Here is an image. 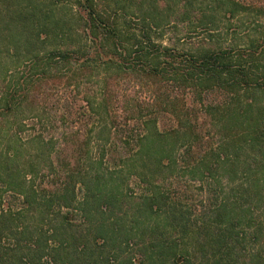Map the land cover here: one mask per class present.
<instances>
[{"label":"trees","instance_id":"obj_1","mask_svg":"<svg viewBox=\"0 0 264 264\" xmlns=\"http://www.w3.org/2000/svg\"><path fill=\"white\" fill-rule=\"evenodd\" d=\"M252 14L264 0H0V264H264ZM170 25L214 45L165 44ZM195 184L207 207L180 203Z\"/></svg>","mask_w":264,"mask_h":264},{"label":"rangeland","instance_id":"obj_2","mask_svg":"<svg viewBox=\"0 0 264 264\" xmlns=\"http://www.w3.org/2000/svg\"><path fill=\"white\" fill-rule=\"evenodd\" d=\"M28 1V0H25ZM65 10V9H63ZM66 12L61 11L58 16H64L66 17V20H68V26L72 25L73 27H80L81 25V21L79 20V17H77V15L73 12V14H65ZM233 23V22H232ZM239 24L241 25L242 29H244L246 31L247 26L251 25L252 27H258L263 26L264 25V21H258L257 17H255L254 14L249 15L248 17L243 18ZM225 25L222 23V26ZM67 26V27H68ZM253 31V29H251V32ZM247 32V31H246ZM202 32H192V33H185L183 32V30H181L180 26L178 25L177 27H174L173 25H170V28L166 29L165 31V35L163 38V42L165 44H170L173 47L179 49V50H188L191 52H197L200 49H204L205 47H213V43H209L207 41L202 40ZM205 36V34H204ZM169 39V40H168ZM221 41H224L221 40ZM21 66V65H20ZM19 70H22V67L19 68ZM18 70V71H19ZM83 85V83H82ZM97 85H95V78L92 80H88L87 83L84 85V87H88V90L90 91H94ZM123 86V85H122ZM121 86V87H122ZM70 90H72V88H70ZM120 91H123L122 89ZM69 91L66 92V94H68ZM72 93V91H70ZM92 93V92H91ZM120 94H123L120 93ZM57 106L53 104V106L51 105V107H49V109H58L56 108ZM78 115H84V119H85V126L84 129L88 132L87 134H89V130H91L93 128V126L97 123L98 118L94 115H92V110L89 108L87 109L85 112H80V114ZM70 124H74V125H78L79 124V120L78 118H65L64 120V124L63 121L61 122V128H59L60 131H68L70 128ZM65 125V126H64ZM68 127V128H66ZM65 136L69 135L67 133L64 134ZM93 135V133L89 134V137L91 138ZM93 141V138H91ZM93 143V142H92ZM1 147V145H0ZM179 181H181V183H183V179H179ZM181 196H180V203L183 204V206H190L191 208H203V207H207L208 205V199L206 197V195L204 194L203 190L201 189V186H199L198 184H195L193 186V191L191 193H185L183 191H180ZM78 197H80V191L77 192ZM4 197V204H12V205H19L21 198L17 197V196H12L11 192H7L3 195ZM196 211V210H195ZM196 213H198L196 211ZM251 245H248V247H251Z\"/></svg>","mask_w":264,"mask_h":264}]
</instances>
